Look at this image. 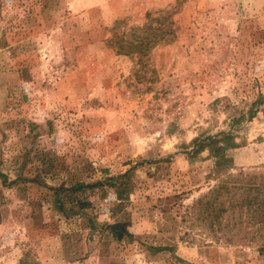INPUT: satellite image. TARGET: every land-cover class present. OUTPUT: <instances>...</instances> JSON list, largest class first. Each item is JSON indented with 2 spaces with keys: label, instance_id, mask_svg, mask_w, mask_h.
Segmentation results:
<instances>
[{
  "label": "rangeland",
  "instance_id": "rangeland-1",
  "mask_svg": "<svg viewBox=\"0 0 264 264\" xmlns=\"http://www.w3.org/2000/svg\"><path fill=\"white\" fill-rule=\"evenodd\" d=\"M240 169L264 0H0V264H264L197 204Z\"/></svg>",
  "mask_w": 264,
  "mask_h": 264
},
{
  "label": "trees",
  "instance_id": "trees-1",
  "mask_svg": "<svg viewBox=\"0 0 264 264\" xmlns=\"http://www.w3.org/2000/svg\"><path fill=\"white\" fill-rule=\"evenodd\" d=\"M214 138V136L207 137V139ZM201 142L202 139L195 142V151H199L202 147ZM223 158L224 161H227L226 157L223 156ZM227 193L234 214L236 208L243 205H246L249 213L245 217L241 214L239 220H234L231 226L239 225V228L236 231H233V228L229 229L228 232L232 234V237L239 235L241 240H252L259 235L264 239V170L246 171L240 169L236 173L229 172L223 180L211 188L209 195L201 197L197 204L206 206L213 204L216 209L215 219L221 223V215L227 211V207L224 206L220 196ZM228 238L230 239V237Z\"/></svg>",
  "mask_w": 264,
  "mask_h": 264
}]
</instances>
